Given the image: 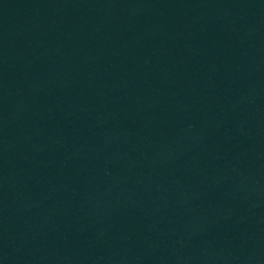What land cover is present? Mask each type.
<instances>
[{
    "label": "water",
    "instance_id": "obj_1",
    "mask_svg": "<svg viewBox=\"0 0 264 264\" xmlns=\"http://www.w3.org/2000/svg\"><path fill=\"white\" fill-rule=\"evenodd\" d=\"M0 264H264V0H0Z\"/></svg>",
    "mask_w": 264,
    "mask_h": 264
}]
</instances>
